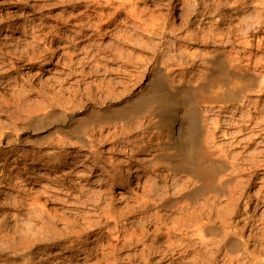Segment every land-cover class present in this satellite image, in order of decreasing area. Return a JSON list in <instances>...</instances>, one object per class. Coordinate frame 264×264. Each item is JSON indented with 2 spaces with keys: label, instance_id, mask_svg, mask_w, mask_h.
<instances>
[{
  "label": "rangeland",
  "instance_id": "rangeland-1",
  "mask_svg": "<svg viewBox=\"0 0 264 264\" xmlns=\"http://www.w3.org/2000/svg\"><path fill=\"white\" fill-rule=\"evenodd\" d=\"M94 1L0 0V51L7 53L0 54V132L11 131L20 138V142L10 141L7 146L0 136V151L5 154L14 150L8 161L0 160V164L7 161L6 165H0V175L5 177L0 178V220L9 217L11 224L17 222L21 227L35 224L41 227L42 222L50 219L58 221L59 227L70 219L95 221L96 225L89 231L100 233L92 236L90 241L94 242L88 244L94 257L70 260L66 257L69 252L59 256L54 252H57V244H51L34 254L37 261H46L44 264H55L59 259L57 264H107L110 245L119 247L118 264H264V166H260L264 161V142L260 143L262 138L253 139L251 143L247 140L253 135L250 131L253 126H257L256 131L261 129L254 122L247 125L249 116H255L254 121L264 117L254 112L248 101L235 102L240 95H245L249 100L256 99L259 109H264V90L259 94L251 92V89H259L260 82L264 81V0H135L138 17L133 18L118 7V0L108 8L104 0H98L102 1L99 6L97 0ZM157 54L170 58L167 66L173 65L176 74L187 71V78L190 73L197 78L205 70L202 61L210 54L216 58L224 54L240 57L239 68H232L230 64L216 65L212 74L225 79L200 92L202 123L215 134L208 146L228 154V160L235 161L239 169L238 180L226 186L224 196L215 204L212 201L211 215L208 210L202 213L212 217L210 238L219 240L216 244L204 242L195 228L185 222L192 208L168 205L153 210L145 207V200L161 199L166 186L173 194L176 189L173 178L180 175L154 172L147 165L151 152L138 149L135 142L136 137L146 141L147 133L141 132L137 121L132 122L130 132L108 124L101 131H94L97 157L92 156L89 149L78 151L59 142L73 118L89 115L93 107L116 105L120 108L135 93L147 88L154 78L153 58ZM245 67L250 69L247 75L240 71L247 70ZM233 90H237V94ZM52 110H66L67 115L48 117ZM36 112L47 113V118L43 122L36 120L33 117ZM240 128L244 130L239 132ZM72 150L74 153L62 157ZM22 152L30 157L36 154L44 161L33 164L30 158L26 161L28 164L24 161L18 164L16 160ZM112 167L123 171L124 179L130 181L129 186L127 181L121 182V175L112 183L108 174ZM181 178L180 184H183ZM19 198L24 203L17 209L12 204ZM33 198H39V202L32 204ZM204 198L199 197L200 206L205 204ZM110 202L113 215L120 217L116 218L121 238L110 237L109 242L102 236L109 228L102 217L105 218ZM98 223L102 229L97 228ZM226 238L232 240V246L236 240L243 245L236 253L231 251L234 246L225 249L222 242ZM25 255V258L31 256L27 252Z\"/></svg>",
  "mask_w": 264,
  "mask_h": 264
},
{
  "label": "bare ground",
  "instance_id": "bare-ground-1",
  "mask_svg": "<svg viewBox=\"0 0 264 264\" xmlns=\"http://www.w3.org/2000/svg\"><path fill=\"white\" fill-rule=\"evenodd\" d=\"M113 1H115V0H104V3L106 5L105 7H107L108 5L112 4ZM118 1H119V5L117 3L118 7L123 8L125 10V12L127 13L128 17L133 18V17H136L137 16V14H136V12H137L136 3L137 2H135V0H118ZM101 2L97 0L96 1V4L99 6ZM98 9H99V7H98ZM91 14H93V13H91ZM90 15H88V16L90 17ZM126 20H128V19H126ZM134 20H136V19H134ZM149 30L151 31V29H149ZM119 35L121 36V34H119ZM92 41H94V40H92ZM11 53H13V52H11ZM30 53H31V51H30ZM0 54L6 55L7 53L3 52V50L1 49ZM38 55H39V53H37V56ZM162 55L161 54H157V56H155L153 58L154 59V62H153L154 78L152 80H150L151 82L149 83V85L147 86V88H145L143 90H140L137 93H135L134 96L131 97V98H129L128 100H126L124 102L125 104L123 106H121L120 108L115 107L116 105L114 107L111 106V105H109L108 107L106 106L105 108H99L98 107L99 109L97 107L96 108L93 107V110L90 111L91 113L89 115L87 114L86 116L83 115V116H80V117H77V118H73L74 121H72V123H71V125L69 127V130L67 132L66 131L65 132L63 131L64 132V135H62L59 138V142L62 143L63 145L65 143H66V145L68 144L71 149H76L77 148L78 151L89 149L93 153L92 156L97 157V155H98L97 154L98 153L97 151L98 150H96V146L94 144L95 141H94L93 134H92L94 131H101L108 124V125H112L114 128H118L120 126L123 129V131L128 132L129 131V128H130V126L132 124V122L133 121H137L139 123V125H140L139 127L141 129V132H143V134L145 132L147 133V136H145L147 138L146 141L140 140L137 137L135 139V142L137 143L136 144L137 145L136 147L138 149H140V150L147 149V150H149V152H151L150 158L146 161L147 165H149L153 169V171L154 170H160L161 172L162 171H166L167 173L168 172L170 173L169 174L170 176L171 175H175V176L176 175H180L179 178L176 177L177 179L173 178V181H174L173 182V185L175 184V187L174 188H176L173 194L170 193V189L166 186V188H165L166 190L165 191L163 190L164 191L163 193H165V194L163 195V197L161 196V199L159 198L157 200L156 198H150L148 200H145L146 199L145 198L146 196H145L144 197V200H145L144 205H145V207L148 208V209H153V210H159L161 207H166L168 205H171V206H179L180 208L181 207H186V208H189V209L192 208V210L189 211L187 220L185 222L188 224V226L190 225L191 227H194L195 228L197 235L204 242H206L208 244H209V242L210 243L211 242H214V244H216L219 240H217L215 238H210L211 237L210 235L213 232L212 217H210V216L205 217V216L202 215V213H204V210H208L210 212L212 210V206H213L212 205V201H214V204H215V201L216 200H219V198H221L222 196H224L223 193L225 192L226 186H228L229 184H233V183H235V181L238 180V173H239L238 170L239 169H238V165H236L235 161H229L228 160L229 159V158H227V155L228 154H226L225 152H223L220 149H214V150H212L208 146V144L213 141L215 134L213 132L214 130L210 131V129H208L202 123V119H201V115H202L201 112L202 111H201V107L199 105V102H200V99H201L200 92L202 90L205 91V89L207 87L209 88V86H212L213 84L215 85V83L217 81H221V80L225 79L224 77H220V76H217L216 77V76H214V74H212L213 72H211V71L214 70V68H215L216 65H218V64L221 63L222 64V67H223V65H227V64L228 65L230 64V66L232 68H234V66L235 67L236 66L238 67L239 64L237 62L240 61V60H238V58L240 59V57L239 56H236V55L235 56L234 55L232 56L230 54L229 55H225L224 54L222 57L220 56L219 58H216V56H213V55L210 54V56L204 57L203 58V61H202L204 63V65L206 66L205 67V70L204 71L201 70L203 72L197 78H194L192 76V73H190L191 74V75H189L190 77L188 76L189 78H187V74H188L187 71H186L187 74L185 72H180V73H177L176 74L175 72L177 70L175 71L173 65H172L173 68L172 67L170 68V66L169 67L167 66L169 64V61L168 60L170 58L169 59L166 58L167 59L166 60L163 57L164 55L163 56ZM35 58H36V56H35ZM40 58L43 59L42 56ZM191 58H193V57H191ZM44 59H45V57H44ZM171 59H173V58H171ZM174 59H176L175 56H174ZM177 61H179V60H177ZM246 61H245V63H246ZM253 62H255V61L253 60ZM239 63H241V62H239ZM181 65H183V64H181ZM240 65H239V67H240ZM255 65H257V64H255ZM180 67L181 66L175 67V68L178 69ZM245 68L247 69V67H245ZM248 68H249V66H248ZM242 69L240 71L242 72L243 75H247L250 72V69H247V70H245V69L242 70ZM257 72H259V71H257ZM253 80L254 79H252V81ZM221 83H223V82H221ZM260 83H261V85H259L260 88L257 89V90L251 89V92L255 91V93L258 92V94H259L260 91L262 92L264 90V81H262ZM223 84H225V83H223ZM244 85H245V83H244ZM246 85H247V83H246ZM253 85H254V83L252 84V86ZM208 90H210V89H208ZM225 90H227V89H225ZM228 91H229V89H228ZM234 92H236L234 94H237V90L234 91ZM229 93H232V91L229 92ZM106 95L107 94H104V96H106ZM231 96H232V94H231ZM247 98H248V96L240 95L235 100V102L245 103V101H248V104L252 108H254V112L260 113L262 115H259V116H263L264 117V109H259L260 104L258 103V101H255L256 100L255 98H254L255 100H253V101L252 100H249ZM258 104H259V106H258ZM224 106H226V105H224ZM262 107L263 106H261L260 108H262ZM65 111H59V112H57V110L49 111L48 114L50 116H48V117H53V116L54 117L55 116L65 117L67 115V112H65ZM181 111H182V114H181ZM33 117L36 120L43 122L47 118V113L36 112ZM254 117L249 116V121H247L248 122L247 125L250 126L254 122L255 125H258L259 128L261 127V129L258 130V131H256V127L257 126H253L252 127V130H250L251 133H253V135L251 137H249V138L247 137L248 138L247 140H248L249 143H251L253 141V139L262 138L261 141H260V143H263L264 142V137L262 135H264V118L261 117V119L259 121H254ZM258 118H260V117H258ZM30 119H31V117L29 118V120ZM99 121L100 122L101 121H105V122L107 121V122L105 124H103V123H97V124H95L96 122H99ZM227 123H228V121H227ZM259 128H257V129H259ZM211 129H213V128H211ZM243 130H244V128H242V129L240 128L239 132L240 131H243ZM0 136L2 137V143H6L7 146L10 145V141H15L16 142V141H19L20 140V138L16 137L13 134V132H11V131H3ZM2 143H1V145H2ZM10 152H7V153L5 152V154H3L0 151V157H1L0 160H3V161L4 160H7L8 161V158H9L8 156H10L12 154V152L11 153ZM72 153H74L73 150L72 151H69V152H66L65 154H63L62 157H64L67 154H70L71 155ZM19 158L20 159H17L16 162L18 164H20L22 161H24V164L25 165L29 163V162L26 163V161H27V159H30V158H31L30 159L31 163H33V164H39L43 160V158H41L40 156H36V154L34 156H31L30 157V155L29 154H25V152H22L21 153V156ZM231 159H232V156H231ZM261 160H263V159H261ZM7 161L1 162V164L6 165V162ZM55 161H56V159H55ZM262 165L264 166V161L262 162V164L260 166H262ZM20 166H22V165H20ZM122 172L123 171L122 170H119L118 167H115V168L112 167L111 171L110 170L108 171L109 177L112 179V183L113 182H117V180H118L117 179V176L118 175L119 176L121 175L120 180H121L122 183L125 184V182L127 180L124 179V176L122 175ZM21 174H24V173H21ZM220 174H221V178L219 177ZM2 177H4V176H2V174H1L0 175V178H2ZM9 177H10V175H9ZM165 177H167V176H165ZM181 177H183V179H184L183 180V184H180L181 179H182ZM74 181H76V180H74ZM129 182L128 181L126 182V184L128 186L130 185ZM129 188L131 190H133L131 187H129ZM208 191H212L213 193H209ZM217 191H219V193H216ZM141 195H142V193H141ZM98 196H100V195H98ZM199 197H205L203 199V200H205V204H203V206L202 205L201 206L199 205L201 203L198 204ZM228 197L231 198V194ZM101 200H103V199H101ZM101 200H100V202H101ZM110 200L113 201V198L111 197ZM98 201H99V199L97 200V202ZM38 202H39V198H33L32 204H36ZM22 203H24V202H21V200L19 198L14 204H12V203L11 204L14 205V206H16V208H17ZM142 203H143V201H142ZM25 204L27 205V202ZM106 205H108V204H106ZM139 205H141V204H139ZM141 207H142V205H141ZM112 208H113V205H112V202H110V206L108 207V210L105 211V218L102 217L103 219H106V221H105L106 226H109V228L107 229V233L106 234H103L102 233V236L105 237V238H108V239L110 237H115V239H118V238H121V237H119V235H120L119 233L120 232L118 230L119 229V221L116 218L118 216L113 215ZM33 212H34V210H33ZM205 212H207V211H205ZM28 213H29V211H28ZM86 213H87V211H86ZM156 213H157V215H159L158 212H156ZM87 214H89V213H87ZM94 214H96V213H94ZM47 215H48V213H47ZM97 215H100V213L99 214L97 213ZM209 215H211V212H210ZM48 217H49V215H48ZM8 218L1 219L0 220V260L3 261L2 264H44V262H46V261H37L35 259V257H34V254L36 255V253H40L39 251H41L42 247H44V246L46 247V245L49 246L51 244H57V246L55 247V248H57V252H56V250L54 252H55V254H57L59 256L61 254H63V253H66L67 254V252H69L66 257H69L70 260L76 259L77 257H80V256H83V258L80 257V259H86L87 260L91 256L92 257L95 256V255L93 256V253H94L93 250L90 249V248H88V244L90 242H94V240L93 241H90V238L92 236L94 237V236H96V235H98L100 233V232L95 233L94 231L91 233L89 231V229H91V227H93V225H96L95 224V221L94 222H91V221H86L85 220L83 222H80L77 219H73V220L70 219V220H67L64 223L65 226L63 225V227H59L57 225L58 221H57V223H55L53 221H50L51 220L50 219L49 221L46 220L44 223L41 221L42 224H43V225H41V227H37L38 224L37 225L35 224L36 226L35 225L34 226H29L28 225L27 227H24V225H22L23 227H21L20 223L17 224V222L11 224L12 222L10 223L7 220ZM118 218L120 219V217H118ZM41 219H43V218L41 217ZM52 219H55V218H52ZM98 219H100V217ZM58 220H59V217H58ZM82 220H84V219H82ZM19 221H21V219ZM96 221H99V220H96ZM34 222H36V221H34ZM162 223H165V222H162ZM179 223L181 225V221ZM100 224H101V222H100ZM100 224L97 225V228L98 229H102V226ZM19 225H20V227H19ZM9 226L11 228H8ZM180 231H181V229H180ZM103 232H105V231H103ZM124 237H125V235H124ZM98 238H99V236H98ZM98 238H97V240H98ZM125 238H129V237L127 236ZM91 239H93V238H91ZM110 239H109V242H110ZM66 241H70L69 244H67V245H61L60 244L61 242H65L66 243ZM170 242H172V241H170ZM99 243H96V244H99ZM107 243H108V241H107ZM100 244L102 245V243H100ZM135 244H136V242H135ZM170 244H172V243H170ZM222 244H223L222 246H224L225 249L228 248L229 250H230V246H231V248L234 246L235 248L234 249H231V251H235V253L237 251H239V249L243 245V243L241 241L236 240L234 242L233 246H232V240L229 239V238L224 239L223 242H222ZM109 248H110V251L108 252V256L103 253L104 255L107 256V264H118V258L116 257V255H117V252H118V248L119 247L117 248V246H115V245H110ZM146 248H148V247H146ZM152 248H154V246ZM26 252L31 255L29 258L23 257V255H25ZM159 253H161V252H159ZM232 253H234V252H232ZM237 255H239V253ZM229 257H231V256H229ZM95 259L97 261H99L97 258H95ZM119 260H122V259H119ZM60 261L61 260L59 259V261H57L55 264L60 263ZM47 262H48V260H47ZM74 263H76V262H74ZM80 264H81V262H80ZM119 264H120V262H119Z\"/></svg>",
  "mask_w": 264,
  "mask_h": 264
}]
</instances>
